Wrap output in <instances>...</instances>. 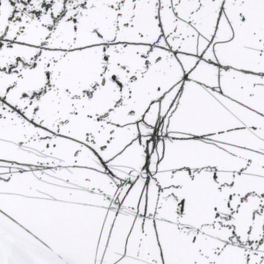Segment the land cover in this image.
Instances as JSON below:
<instances>
[{
    "label": "snow or ice",
    "instance_id": "1",
    "mask_svg": "<svg viewBox=\"0 0 264 264\" xmlns=\"http://www.w3.org/2000/svg\"><path fill=\"white\" fill-rule=\"evenodd\" d=\"M0 264H264V0H0Z\"/></svg>",
    "mask_w": 264,
    "mask_h": 264
}]
</instances>
